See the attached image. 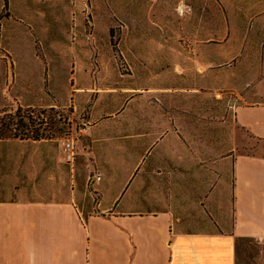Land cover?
<instances>
[{
	"label": "crops",
	"instance_id": "obj_1",
	"mask_svg": "<svg viewBox=\"0 0 264 264\" xmlns=\"http://www.w3.org/2000/svg\"><path fill=\"white\" fill-rule=\"evenodd\" d=\"M221 2L218 44L212 14L191 16L172 67L139 68L125 90L79 89L99 97L83 132L101 205L55 186L52 161L29 190L1 188L0 264H236L238 239L264 242V0ZM46 23L30 19L34 32ZM37 39L21 36L9 52L37 57ZM199 82L232 93L225 110L203 109L212 93Z\"/></svg>",
	"mask_w": 264,
	"mask_h": 264
},
{
	"label": "rangeland",
	"instance_id": "obj_2",
	"mask_svg": "<svg viewBox=\"0 0 264 264\" xmlns=\"http://www.w3.org/2000/svg\"><path fill=\"white\" fill-rule=\"evenodd\" d=\"M179 1L186 7L179 6ZM208 2L212 9L205 10L201 0H0V189L29 190L44 178V164L52 161L55 186L67 184L73 194L77 185L80 194L89 195L83 120L99 97L80 99L79 89L125 90L143 66L138 56L157 51L171 54L178 39L176 31L182 24L187 26L191 16L212 14L209 37L222 40L219 37L228 28L229 12L219 0ZM30 19L45 20L47 26L34 32ZM204 28L199 26V35ZM189 29L187 26L185 35ZM35 33L37 57L31 60L23 52L24 59H14L8 44L24 35L34 39ZM154 61L161 64L154 68L166 67L162 60ZM123 62L130 65L129 72L124 71ZM146 63L150 65V61ZM209 89L212 97L207 96L203 109L225 110L232 93ZM47 142L53 148L48 156ZM68 142H74L76 148L72 164L63 152ZM261 147L264 154V143ZM60 168L68 179L58 173ZM98 197L101 201V193ZM236 264H264V242L239 241Z\"/></svg>",
	"mask_w": 264,
	"mask_h": 264
},
{
	"label": "built area",
	"instance_id": "obj_3",
	"mask_svg": "<svg viewBox=\"0 0 264 264\" xmlns=\"http://www.w3.org/2000/svg\"><path fill=\"white\" fill-rule=\"evenodd\" d=\"M122 67L125 72H129L131 70L130 65L126 63H122ZM75 144L74 142H68L63 145V152L66 157V161L69 164H72L75 162L76 159V152H75ZM103 178L102 175L99 172H90L86 178L85 187L89 193L94 199L97 206L101 205V201L98 197V194L100 193L98 190V186L101 184Z\"/></svg>",
	"mask_w": 264,
	"mask_h": 264
},
{
	"label": "trees",
	"instance_id": "obj_4",
	"mask_svg": "<svg viewBox=\"0 0 264 264\" xmlns=\"http://www.w3.org/2000/svg\"><path fill=\"white\" fill-rule=\"evenodd\" d=\"M220 1V3L222 4V2H221V0H219ZM223 5V4H222ZM208 14V13H207ZM200 17H202V16H200ZM179 30H180V28L176 31V35L178 36L179 35ZM224 32H222V33H224V35H226L225 34V30H223ZM209 37V36H208ZM223 37V34H222V36L221 37H219L220 39ZM213 43H217L218 44V42L216 41V42H213ZM175 44V43H174ZM188 46H189V43H188ZM171 52V51H170ZM173 52V51H172ZM161 53H168V52H166V51H157V53H152L151 55H149V56H145L144 54H141L140 56H138V58L140 59L141 58V60H142V62H143V66L142 67H144V66H147V67H150L151 69H152V71H153V69H154V71H156V69H158V68H154L155 66H161V64L159 63L160 61H154V60H162L161 62H163V64L164 65H166V67L165 68H167V67H172V62H173V58H172V53L170 54V56H169V58L168 59H165V58H163V55L161 54ZM24 59V58H23ZM31 60H32V58H30ZM148 61H150V65H148L146 62H148ZM31 62V61H30ZM156 63H157V65H156ZM25 65H23V67H24ZM141 67V68H142ZM137 70H139V69H137ZM198 87L199 88H211V87H216V85H213V86H211V84L209 85V84H205V82L204 83H198ZM217 88V87H216ZM68 91V90H67ZM64 93H65V91H64ZM66 94L67 93H65V96H66ZM0 139H1V137H0ZM101 193V192H100ZM102 196V195H101ZM246 238H240V239H238L237 240V244H236V250H237V246H238V243H239V241H241V240H245Z\"/></svg>",
	"mask_w": 264,
	"mask_h": 264
}]
</instances>
